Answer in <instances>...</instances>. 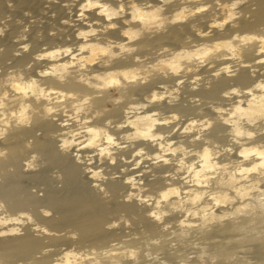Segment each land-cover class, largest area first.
<instances>
[{
  "label": "bare ground",
  "instance_id": "1",
  "mask_svg": "<svg viewBox=\"0 0 264 264\" xmlns=\"http://www.w3.org/2000/svg\"><path fill=\"white\" fill-rule=\"evenodd\" d=\"M0 264H264V0H0Z\"/></svg>",
  "mask_w": 264,
  "mask_h": 264
},
{
  "label": "clouds",
  "instance_id": "2",
  "mask_svg": "<svg viewBox=\"0 0 264 264\" xmlns=\"http://www.w3.org/2000/svg\"><path fill=\"white\" fill-rule=\"evenodd\" d=\"M233 7L235 8L236 7V5L235 4H233ZM111 139V138H110ZM29 167H31V165H29Z\"/></svg>",
  "mask_w": 264,
  "mask_h": 264
}]
</instances>
